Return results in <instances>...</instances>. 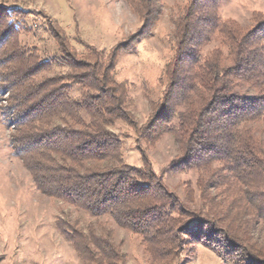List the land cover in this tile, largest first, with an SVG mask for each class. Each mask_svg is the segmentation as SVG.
I'll return each instance as SVG.
<instances>
[{
    "label": "trees",
    "instance_id": "16d2710c",
    "mask_svg": "<svg viewBox=\"0 0 264 264\" xmlns=\"http://www.w3.org/2000/svg\"><path fill=\"white\" fill-rule=\"evenodd\" d=\"M125 1L141 20L138 36H147L163 0ZM219 4L188 0L174 19L161 95L142 127L127 87L114 78L129 43L97 51L78 40L77 49L58 23L41 17L55 44L49 60L20 41L26 13L0 6V97L12 156L37 192L110 219L161 262H178L181 243L190 241L229 264H264V244L253 238L264 226V124L256 127L264 122V20L221 21ZM57 68L66 73L49 76ZM119 123L146 147L173 137L178 157L169 170L195 173L198 206L167 188L144 151L140 167L123 162V143L110 130ZM57 229L87 263L124 262L110 230L99 235L92 224L85 231L61 221Z\"/></svg>",
    "mask_w": 264,
    "mask_h": 264
},
{
    "label": "rangeland",
    "instance_id": "374dc122",
    "mask_svg": "<svg viewBox=\"0 0 264 264\" xmlns=\"http://www.w3.org/2000/svg\"><path fill=\"white\" fill-rule=\"evenodd\" d=\"M187 2L163 0L155 28L145 37L138 36L141 20L125 0H0V6L26 13L23 17L27 19V29L20 33V41L37 48L49 60L54 58L55 44L43 29L41 17L58 23L77 49H80L78 40L97 51L129 43V49L116 60L114 78L127 87L130 114L135 124L142 127L151 113V103L161 95L158 80L170 56L173 21ZM218 15L221 21L232 20L249 27L256 18L264 20V0H220ZM64 73L65 70L57 68L49 76ZM243 92L251 93L247 88ZM4 107L6 101L0 97V264H90L61 235L57 229L60 221L75 222L85 231L92 224L99 235L103 228L110 230L113 244L124 256L122 264H229L190 241L181 243L178 262L155 260L140 237L117 228L110 219L89 218L37 192L29 173L11 154L9 140L13 131L2 116ZM263 124L257 125V129ZM110 130L123 143L124 163L140 167L143 158L139 149L144 151L153 170L163 174L167 188L180 198L192 197L198 206L195 173L174 174L169 170L171 162L178 157L173 137L164 136L146 147L126 124L119 123ZM253 238L264 244L263 225L254 227Z\"/></svg>",
    "mask_w": 264,
    "mask_h": 264
}]
</instances>
